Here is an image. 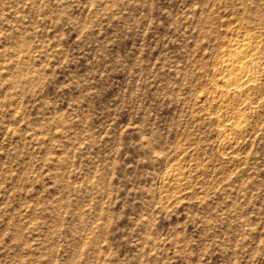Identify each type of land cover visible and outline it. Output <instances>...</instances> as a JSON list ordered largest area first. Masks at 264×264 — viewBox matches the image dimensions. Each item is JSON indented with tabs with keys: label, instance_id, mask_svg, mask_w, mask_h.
Returning <instances> with one entry per match:
<instances>
[{
	"label": "rangeland",
	"instance_id": "rangeland-1",
	"mask_svg": "<svg viewBox=\"0 0 264 264\" xmlns=\"http://www.w3.org/2000/svg\"><path fill=\"white\" fill-rule=\"evenodd\" d=\"M0 264H264V0H0Z\"/></svg>",
	"mask_w": 264,
	"mask_h": 264
},
{
	"label": "bare ground",
	"instance_id": "bare-ground-1",
	"mask_svg": "<svg viewBox=\"0 0 264 264\" xmlns=\"http://www.w3.org/2000/svg\"><path fill=\"white\" fill-rule=\"evenodd\" d=\"M253 58L252 48L248 44H244L238 48L234 57L226 59L224 68L225 71H228L226 83L228 88L233 89L232 91L244 88L248 82L253 80L254 72L245 65V60H252ZM230 89L229 91H231Z\"/></svg>",
	"mask_w": 264,
	"mask_h": 264
}]
</instances>
